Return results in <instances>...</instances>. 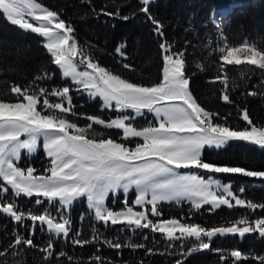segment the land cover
Wrapping results in <instances>:
<instances>
[{"label":"snow or ice","instance_id":"obj_1","mask_svg":"<svg viewBox=\"0 0 264 264\" xmlns=\"http://www.w3.org/2000/svg\"><path fill=\"white\" fill-rule=\"evenodd\" d=\"M154 2L138 0V11L153 25L162 60L160 79L144 84L122 78L93 60L78 47L74 27L57 11L37 0H0V16L20 30L39 35L43 39L42 46L50 55V63L61 73V80L69 81L50 89L41 85H37L36 90L31 86H13L11 92L16 94L15 102L0 100V215L14 225L13 238L0 245V264H56L57 257H65L64 251L56 252V241L69 238L72 232L69 213L80 198H86L88 215L95 222L90 225V238L82 239L81 230L75 231L72 244L80 248L99 243L116 250L117 256L123 255L121 250L124 248L133 252L146 249L145 255L158 251L130 238L123 243L119 238L108 239L96 226L99 224L108 229L119 225L120 232L136 233L148 229L161 234L166 241L165 251L174 248L171 254L178 257L172 264H183L188 255L201 250L227 251L228 254L219 259L225 264H240L248 258V253L238 248L212 249L213 238L231 235L243 239L246 234L264 238V216L249 218L242 215L215 227L185 222L183 217L155 221L149 218L163 215L159 208L162 202L179 205L187 201L190 204L189 219L193 211H199L205 205L211 206L209 211L213 212L222 206L264 211V203L242 198L243 187L234 190L231 180L223 182L213 178L224 174L264 182V168L204 159L207 149L219 151L233 142H243L264 151V125L253 122L247 107L237 108L245 126L233 127L228 122V115L198 103L190 89L191 77L187 75L188 41L184 48L175 50V42H169L166 37L164 24L150 12ZM135 14L131 11L121 15L119 8L115 12L103 11L105 16L124 21L134 18ZM224 14H220V19ZM212 24L219 29L214 12ZM126 47L124 41L114 49L122 60L128 59ZM218 52L220 71L209 79L213 84L219 81L223 85L219 89L220 101L235 105L228 91L226 66H252L248 69L249 74H255L256 70L264 72V42L258 44L244 39L236 45L225 38L218 46ZM123 66L131 67L127 63ZM54 77L55 73L45 71L38 74L35 81ZM260 83L264 86V76ZM73 90L85 93L92 100L98 97L102 101V112L108 109L117 115L105 120L77 113L71 95ZM247 95H261L264 99V94L256 91H249ZM147 114L152 115L155 123L147 120L142 127L133 124L138 118L147 119ZM69 116L90 123L81 127ZM93 125L121 130L122 135L119 140L111 136L104 138V133L98 132ZM137 138L142 142H136L134 147L122 142ZM41 141L47 164L42 170H37L31 163L22 167V157L35 154ZM181 169L198 171L182 174ZM199 172L209 174L208 178ZM132 189H135V199L130 204ZM120 193L123 194V207L119 210L109 207L110 196L115 202ZM20 198L32 201L36 208L24 209L19 204ZM85 219L86 214L81 213V223ZM25 228L26 236L20 234V229ZM37 228L45 233L43 246L34 242ZM142 238L148 239L147 235ZM36 252L42 254L39 259L29 260L28 254L35 257ZM99 253L100 248H96L90 254V264H105V257ZM253 259L264 264V255ZM68 260L71 262L72 257L68 256ZM108 264L114 262L108 261ZM120 264L127 262L120 261Z\"/></svg>","mask_w":264,"mask_h":264},{"label":"trees","instance_id":"obj_2","mask_svg":"<svg viewBox=\"0 0 264 264\" xmlns=\"http://www.w3.org/2000/svg\"><path fill=\"white\" fill-rule=\"evenodd\" d=\"M37 2L57 11L62 19L70 23L75 29L74 36L78 41V47L84 49L101 66L135 83L148 84L160 79L162 60L158 38L153 34L152 23L144 13L138 11L140 7L138 0H37ZM117 8L120 9L121 15L135 11V17L124 21L103 15V11L115 12ZM218 9L226 10L220 22L223 35L230 44L238 45L244 39L258 44L264 42V0H155L150 12L164 24L166 37L169 42H175V50L184 48L185 41H188L187 75L191 77L190 89L201 106L217 110L221 115H228V122L233 127L245 126L239 119L237 108L247 107L253 122L264 125V99L261 95L255 97L247 95L249 91L264 94V86L260 83L264 72L256 70L255 74H249L248 69L252 66H226L229 77L228 91L235 100V105L223 104L219 99V89L223 85L219 81L213 84L209 79L220 71L217 63L219 56L217 27L212 24L213 12ZM202 21L204 23H201ZM124 41L127 42L124 49L127 60H122L114 51L116 46ZM42 43V38L37 34L20 30L0 16V100L15 102L16 94L11 92V88L17 85L22 88L31 86L36 90L37 85L50 89L53 85L69 83L61 80L60 71L50 63V55ZM124 63L131 67L125 68ZM45 71L55 73L54 79L35 81V77ZM241 73H244L243 77ZM87 101L84 97L86 105ZM204 159L215 163L264 168V151L243 142H233L226 149L219 151L207 149ZM45 160L43 158V161ZM227 179L233 182L236 189L241 187L245 189L242 198L264 203V182L241 176H229ZM19 204L24 209L36 208L32 201L26 198H20ZM159 208L163 213L159 219L183 217L185 222L199 223L205 227L220 226L242 215H248L249 218L264 216V211L260 209L253 212L245 208L221 207L213 212L209 211L210 207L204 206L199 211H193L189 219L190 204L185 202L179 205L161 204ZM81 213L86 214L83 223L80 221ZM88 213L84 199L73 204L69 213L72 232L69 238L56 241V252L64 251L66 256L57 257L56 264H90V254L96 248H100L99 254L105 257V264H108V261H113L114 264H120V261L139 264L141 260L144 264H172L178 258L171 254L175 251L174 248L165 251L166 241L161 234L152 233L148 229L136 233L120 232L119 225L108 229L99 224L96 226L108 239L119 238L123 243L130 238L133 242L143 243L147 248L158 251L152 255H145L146 249L133 252L124 248L121 250L123 255L117 256L116 250L99 243L85 245L83 248L75 246L72 239L75 238L74 233L77 229L81 230L82 239L90 238L92 232L90 225L95 222ZM13 228V223L0 215V245L7 244L13 238ZM20 234L26 236L27 229H20ZM143 235H147L148 239L144 240ZM33 239L37 245L43 246L46 243L45 233L39 228ZM211 247L222 250L238 248L249 254L240 264H259V260L253 257L264 255V238L255 234H246L243 239L230 235L218 236L213 238ZM227 254V251L209 250L192 253L183 260V264H225L219 257ZM41 255L36 252L33 257L29 253L28 259L38 260ZM68 256L72 257L71 262Z\"/></svg>","mask_w":264,"mask_h":264},{"label":"rangeland","instance_id":"obj_3","mask_svg":"<svg viewBox=\"0 0 264 264\" xmlns=\"http://www.w3.org/2000/svg\"><path fill=\"white\" fill-rule=\"evenodd\" d=\"M217 11H219V15H215V16H216V18L218 20V23L220 25L219 29L217 28V34H218V39H219L218 46H219V45H222L224 43V41H225V37H224L223 31L221 29L220 14L222 12H226V10H224V9H218ZM77 59H79V57H77ZM71 95L73 97V102L76 105L75 111L77 113L86 114V115H93V116H99L100 118H103L105 120H109L110 118H114L117 115V113H114L113 111L108 110V109H105L102 112L100 110L101 109V105H102V101H100V99L98 97L95 100H92L85 93L77 92L75 90H73V92L71 93ZM84 97L88 100L87 101L88 102V105H86V102H84ZM52 99H55V98H52ZM90 102H93V103H90ZM81 105H82V107H81ZM68 118L70 120H74V122H76L81 127L86 126L88 123H90L86 119H83V118H80V117H72V116H69ZM147 120H151L153 123H155V120L152 117V115L151 114H147V119L138 118L137 121H133V124L135 126H137V127H142V126H145L146 125ZM93 127L98 132H103L104 133V138H107L108 136H111L113 139L119 140L120 139V136L122 135L121 130L103 129L101 126H97V125H93ZM122 142L127 143L129 147H134L136 142H142V141H139L138 138H137V139H134L131 142H129V141H122ZM32 158H36V160H32ZM43 158H45L46 160L43 161ZM47 162L48 161H47V158H46V156H45V154L43 152V149H42V141H41V147L39 148V150L35 154H33L31 156H28V155L25 154L22 157L21 166L24 167L28 163H31V165L34 166L38 170L40 168H43L44 165L47 164ZM189 171H198V170H184V169H181L180 170V172L182 174L183 173H186V172H189ZM199 174L201 176H203L205 179H207L208 178V175H209V174H206V173H203V172H199ZM228 177H229V175L219 174V175H214L213 178L220 179L223 182H228L229 181L227 179ZM244 178H246V177H244ZM248 179L255 180L254 178H248ZM232 186H233V182H232ZM233 189L234 190H238L240 188L236 189L233 186ZM80 199H84L86 201V198H80ZM134 199H135V189H132L129 192V203L131 204V201L134 200ZM122 201H123V194L120 193V194H118L116 196L115 202L112 201V198L110 196L109 200L107 201V204H108L109 207H111L113 209H116V210H119V209H121L123 207ZM182 202L183 203L185 202V203L189 204L187 201H182ZM172 203H175V202H172ZM161 204H171V203H163L162 202ZM205 206L211 207L209 205H205ZM148 207L150 208L151 206L149 205ZM222 207H226V206H222ZM149 218L150 219H153L154 221L157 220V219H159V217H152V216H149ZM255 235H257L259 237L258 234H255ZM204 251H208V250H201L199 252H204Z\"/></svg>","mask_w":264,"mask_h":264},{"label":"water","instance_id":"obj_4","mask_svg":"<svg viewBox=\"0 0 264 264\" xmlns=\"http://www.w3.org/2000/svg\"><path fill=\"white\" fill-rule=\"evenodd\" d=\"M215 15H219V11H217V12L215 13Z\"/></svg>","mask_w":264,"mask_h":264}]
</instances>
